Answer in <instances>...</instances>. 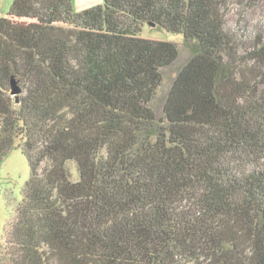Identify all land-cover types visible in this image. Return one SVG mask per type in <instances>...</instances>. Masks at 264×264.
Returning a JSON list of instances; mask_svg holds the SVG:
<instances>
[{
	"label": "trees",
	"instance_id": "1",
	"mask_svg": "<svg viewBox=\"0 0 264 264\" xmlns=\"http://www.w3.org/2000/svg\"><path fill=\"white\" fill-rule=\"evenodd\" d=\"M228 1L0 12V161L19 147L30 166L0 264H264V37L237 44ZM146 23L195 44L161 118L178 49Z\"/></svg>",
	"mask_w": 264,
	"mask_h": 264
},
{
	"label": "rangeland",
	"instance_id": "2",
	"mask_svg": "<svg viewBox=\"0 0 264 264\" xmlns=\"http://www.w3.org/2000/svg\"><path fill=\"white\" fill-rule=\"evenodd\" d=\"M0 2L1 5H5L7 0ZM2 7L3 12L7 11V4ZM223 15L225 30L234 37L237 44H247L256 34L264 37V0H229L223 8ZM139 34L142 37L172 41L178 49L176 59L161 68V83L150 102L156 118H161L171 84L189 59L195 44L184 40L179 33H171L147 23L143 25ZM17 84L19 85L18 82ZM8 90L11 91L10 83ZM67 168L72 178L76 179L78 174L74 163L69 162ZM29 175L30 166L26 156L19 147L11 148L0 161V255L5 250L10 227L16 221L17 210L23 199Z\"/></svg>",
	"mask_w": 264,
	"mask_h": 264
},
{
	"label": "crops",
	"instance_id": "3",
	"mask_svg": "<svg viewBox=\"0 0 264 264\" xmlns=\"http://www.w3.org/2000/svg\"><path fill=\"white\" fill-rule=\"evenodd\" d=\"M1 2H0V12L5 13L6 11L4 12L2 11V8H3L2 6H6L7 4V8H9L12 0H7V3H5V5H1ZM101 2L102 0H72V5H73L74 10L79 11V10L86 9L88 7L100 4Z\"/></svg>",
	"mask_w": 264,
	"mask_h": 264
},
{
	"label": "water",
	"instance_id": "4",
	"mask_svg": "<svg viewBox=\"0 0 264 264\" xmlns=\"http://www.w3.org/2000/svg\"><path fill=\"white\" fill-rule=\"evenodd\" d=\"M150 25H155L154 23H148ZM11 91L10 94L15 97V102H18L19 93L21 91L20 86L17 84V80L13 77L10 79Z\"/></svg>",
	"mask_w": 264,
	"mask_h": 264
}]
</instances>
